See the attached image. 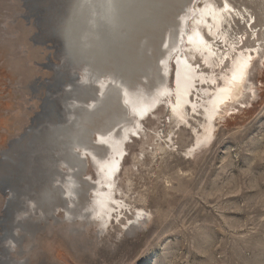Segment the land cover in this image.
Listing matches in <instances>:
<instances>
[{
  "label": "rangeland",
  "instance_id": "obj_1",
  "mask_svg": "<svg viewBox=\"0 0 264 264\" xmlns=\"http://www.w3.org/2000/svg\"><path fill=\"white\" fill-rule=\"evenodd\" d=\"M211 1L226 6L225 0ZM190 2L174 9L156 44L153 36L135 34L132 58L121 70L114 50L123 48H116L122 39L107 51L92 44L87 55L94 62L76 54L69 61L68 48L74 49L65 30L74 21L76 0H0V264H264V0H227L232 17H226V40L239 51L258 53L252 54L243 94L215 120L210 142L193 149L203 119L195 114L189 122L179 120L162 97L136 133L134 115L116 94L91 123H78L84 109H93L97 89L89 85L96 78L133 73L134 87H171V66L164 76L155 62L168 56ZM213 40L219 53L232 48L231 41ZM166 59L173 62V55ZM77 83L81 88H74ZM125 129L139 138L125 140L126 159L114 175L113 194H119L112 195L128 210L110 225L85 211L84 200L66 213L68 166L88 183L97 181L92 159L78 158L81 146L93 145L97 131L123 137Z\"/></svg>",
  "mask_w": 264,
  "mask_h": 264
},
{
  "label": "bare ground",
  "instance_id": "obj_2",
  "mask_svg": "<svg viewBox=\"0 0 264 264\" xmlns=\"http://www.w3.org/2000/svg\"><path fill=\"white\" fill-rule=\"evenodd\" d=\"M182 1L183 0H76V7H78V9L74 12V21H70L67 27L64 26L66 27L65 34L68 38V45L72 47L71 49L75 50H72L71 52H75L74 54H76L78 58L81 56L84 59L90 60V62H94L93 60L95 58H88L89 55H87V53L92 50L90 49L92 44H94L98 50L103 48V50L107 51V49L110 47H114L117 45V43L119 44L120 40L122 39V43L120 42L119 46L115 47L117 49L123 48L118 49V51L114 50L115 53L117 52V55L115 53L114 55L117 58L115 61L120 59V68L123 70L126 68L128 61L127 59L132 58V51L130 52V49L133 50L131 42L133 40L135 41V34L142 32V34H146L147 36H153L155 41L152 43L156 44L160 39L162 27L165 26L169 20H173L172 16L175 15L174 9ZM198 2L204 4L203 7L201 6L202 4L196 7ZM190 3H194V5H186L187 7L184 6L185 10H182L183 15L181 17V21L179 22L178 30H176L175 33L173 32L174 37L172 46H169V44L167 45L166 51L168 56L159 58L161 62H157V64L155 62V65L162 69L163 75L166 72H168L169 75L171 66L172 71L169 75L171 76V87L164 86L163 82L158 87H155L151 92L146 89L147 85L145 86L143 83H138V86L134 87L132 80H130V77L133 73L130 76L124 75V77L121 75H108V77L106 76L107 78H105L103 76L104 78L102 81L99 78H93V83H89L90 88L93 87V89H97L95 98L91 100L90 104L93 105V109L90 111L88 109H84V113L81 115L82 118L78 122L79 124L83 125L85 122H92L93 119L98 117L101 112L107 110L110 102H112L111 100L115 98V94L117 97L119 95V104L121 107H126L128 110L131 109L133 111H140L141 109L145 110L150 107L152 102L160 100L162 97L161 100L163 99L169 101L170 107L179 120H187L189 122V119H191L189 118V115L194 118L195 114L196 116H200L201 119H203L202 128L204 131L201 135L196 137L195 143L192 144L193 149L198 147V145L201 146L202 143H208L211 141L212 137L214 136L215 120L220 118V116L225 115L224 113L230 110L233 106H231L229 103L236 102L239 99V96L243 94L242 89L246 88L243 86V82L246 79V75L251 67L252 54L254 52L257 55L258 52L256 50L239 51L237 49L241 48H237V46L233 44L234 42H232L229 37V40H226V17H232L229 15V9H232V7L227 2V0H225V8L221 3L223 9L221 6L214 5L211 0H191ZM190 16L193 17L189 19ZM220 21H222L224 24L220 23L219 26ZM174 23L177 26L176 21L171 24L173 25ZM81 24H84L85 29L83 28L81 33L74 36L72 31ZM203 25L209 29L212 37H220L224 42H226V44L231 41L232 48L229 46V48H227V52L222 51L219 53L218 50L220 47L215 48L214 46L215 44L219 45L218 40L213 42L210 40L211 38L207 37L206 35L205 37L201 35L204 32L202 27ZM60 32L64 31L62 30ZM170 36L171 34L169 33L168 40H170ZM135 38L137 39V37ZM191 48L198 53L200 58H197V56L190 51ZM155 49L159 51V49L156 47ZM230 49L232 51H230ZM98 50H96L94 54ZM141 50L142 49L140 48V51ZM173 50H175L174 53ZM112 51L111 53H113ZM172 55L173 62L171 61L170 63V61L166 58ZM99 58L103 57L100 56ZM201 58L203 60H201ZM224 58H226L225 62L223 61ZM228 58H230V61ZM194 61H200L202 64L204 63V65L201 63L198 64V62L194 63ZM109 64L111 63L109 62ZM117 66L119 67V65ZM129 66H132V64L130 63ZM223 69L227 70L228 73H224L220 78H218L217 76L223 71ZM216 70L218 71L217 74L215 73ZM118 74L119 73H117V75ZM125 74L127 73L125 72ZM102 75L103 74L100 76ZM144 75V79L146 80L148 75ZM163 75L161 77L159 75L157 76L158 78H163L162 80L164 81L165 77H163ZM74 88L79 89L81 87L77 83ZM82 89L86 90L84 88ZM98 92L100 93L98 94ZM187 94H190V96L188 97ZM94 101H96V103ZM186 102L188 105H186ZM148 118L149 116L145 119ZM139 122L142 124V121H138L135 117V126L130 125L132 127V129L130 127L132 132L136 133V125L140 126ZM77 130L80 131V126ZM123 133L124 136L121 137L118 131H113L108 135L106 133L97 131L96 136L99 141H97L95 136V143L93 145H80L84 152L83 154L81 153L82 155L80 154L78 158H83L88 161L92 159L97 170V181H91L88 183L86 175L81 177L79 175L77 176L75 175L76 170H73V166H68L67 169L70 170L68 173L70 179L69 185L67 187L68 206L64 207V211L66 213H71L69 210L70 204L73 205L76 203V201L79 202V200H84L86 202V206H84L85 211L90 210L93 214V217L97 218L96 220L101 219L100 223L103 225L106 224L105 216L108 214V210H110V201H113L115 197L112 195L115 180L117 178L114 177V175L117 173V176L119 177L121 173L122 165L127 154L125 140L127 141V139L130 138L129 135L133 134L130 133V131L127 132L126 129ZM68 152V156H75L72 151ZM74 158L75 157H73V159ZM73 177L75 178L73 179ZM85 211L83 213L79 212L78 215L84 217L86 215L84 214ZM138 216L139 218H142L144 214L140 213ZM144 218L145 217H143V219ZM2 250L3 247L0 252L1 259L3 256L2 254H4Z\"/></svg>",
  "mask_w": 264,
  "mask_h": 264
},
{
  "label": "water",
  "instance_id": "obj_3",
  "mask_svg": "<svg viewBox=\"0 0 264 264\" xmlns=\"http://www.w3.org/2000/svg\"><path fill=\"white\" fill-rule=\"evenodd\" d=\"M68 59H69V61L72 63L73 61H74V53H71V52H69V50H68Z\"/></svg>",
  "mask_w": 264,
  "mask_h": 264
}]
</instances>
